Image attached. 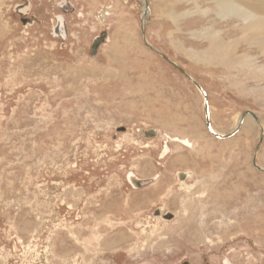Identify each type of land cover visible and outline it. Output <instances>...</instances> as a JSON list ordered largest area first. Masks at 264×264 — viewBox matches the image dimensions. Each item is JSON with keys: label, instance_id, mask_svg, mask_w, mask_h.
Masks as SVG:
<instances>
[{"label": "rangeland", "instance_id": "1", "mask_svg": "<svg viewBox=\"0 0 264 264\" xmlns=\"http://www.w3.org/2000/svg\"><path fill=\"white\" fill-rule=\"evenodd\" d=\"M3 1L0 264H264L260 127L210 133L197 87L143 44L141 0L64 11L63 50L60 0H32L43 25ZM148 13L151 44L206 90L216 132L245 110L264 126V30L249 24L264 0H150Z\"/></svg>", "mask_w": 264, "mask_h": 264}, {"label": "water", "instance_id": "2", "mask_svg": "<svg viewBox=\"0 0 264 264\" xmlns=\"http://www.w3.org/2000/svg\"><path fill=\"white\" fill-rule=\"evenodd\" d=\"M143 11H142V15H141V34L143 37V41L144 43L147 45V47H149L150 49H152L153 51H155L156 53H158L159 55H161L168 63H170L174 68H176L184 77H186L188 80H190L196 87L197 89L200 91V93L203 96L204 99V109H205V123H206V127L207 129L210 131V133L212 135H214L215 137L219 138V139H227L230 138L232 136L235 135V133L240 129L244 118L247 115H251L256 123L260 126V135H259V139L257 142V146L255 148V156L253 159V163L254 165L257 166L256 164V158H257V153L258 150L260 149L262 143H263V139H264V127L263 124L261 123V120L259 119V117L252 112L251 110H245L244 112H242L240 119L238 121V123L236 124V126L234 127L233 130H231L230 132H228L227 134H223V133H218L216 132L211 124V115H210V107H209V99H208V95L206 90L202 87V85L186 70L184 69L179 63H177L175 60H173L171 57H169L166 53L162 52L161 50H159L156 46L152 45L151 43L148 42L147 37H146V28L148 26L147 24V18H148V12L150 11L149 6L147 5V3L145 4V6H143ZM98 44L94 45V49H97ZM95 54V52H94ZM125 127H122V129L120 128V130H125ZM140 131L145 135V136H157L158 134V130L153 128V129H149L146 130L144 128H141ZM258 167V166H257ZM258 169H263V167H258ZM181 177L183 178L185 173H181L180 174ZM134 185H136L137 187H143L145 186V184L151 183L152 181H154L153 179H136V178H132ZM158 214H161V211H157ZM162 215V214H161ZM165 218L167 219H172L174 218V214L173 213H167L163 215Z\"/></svg>", "mask_w": 264, "mask_h": 264}, {"label": "flooded vegetation", "instance_id": "3", "mask_svg": "<svg viewBox=\"0 0 264 264\" xmlns=\"http://www.w3.org/2000/svg\"><path fill=\"white\" fill-rule=\"evenodd\" d=\"M146 1L148 2V6H149V9H150V0H146ZM0 3L2 5L5 4L4 1H0ZM30 4H34V2L32 0H25V2L23 3V6L18 9V13L17 14L20 17V22L22 23V25H33L35 23H39V24L43 25L44 24V20L43 19L41 20V18L39 17L40 15H38L37 13L31 11L32 8L30 7ZM144 4H145V0H141L142 11L144 9L143 6H145ZM59 7L61 8V11H62L61 14L62 15L61 14H57L55 16V24H54V26L52 28V31H53V35H55L56 39L59 42L60 49L63 50L64 45H66V47H68L67 39L69 38L68 26H67V28L65 27V22H64V19H63V16L65 17V15L63 14V12L64 11L65 12H71L73 7L69 6L68 1L62 3L61 0L59 1ZM148 16H149V13H148ZM147 24L149 26V18L147 19ZM148 26H147V28H148ZM147 28H146V31H147ZM146 37H147L148 42L151 43L149 38H148V36H147V34H146ZM141 39H142V36H141ZM92 40L93 41L91 43V48L89 50V53L94 55V52L98 53V51L101 48V46L103 45V43L106 42V40H107L106 33L102 32L100 35L95 36ZM96 44H98V46H97V49L95 50L94 49V45H96ZM167 150H168V148H166L165 152ZM146 236L147 237L151 236V233L150 232L146 233ZM183 264H189V263L185 262Z\"/></svg>", "mask_w": 264, "mask_h": 264}, {"label": "bare ground", "instance_id": "4", "mask_svg": "<svg viewBox=\"0 0 264 264\" xmlns=\"http://www.w3.org/2000/svg\"><path fill=\"white\" fill-rule=\"evenodd\" d=\"M146 3H147V5H148V2L145 0V4H146ZM145 4H144V5H145ZM242 13H245V12H242ZM148 18H149V16H148ZM148 18H147V19H148ZM249 24H250L251 27L256 25V26H258L259 28H261V29L264 30V20H259V21H257V22L254 23V24H252V23H249ZM141 36H142V35H141ZM142 41H143V37H142ZM143 43H144V41H143ZM144 44H145V43H144ZM145 46L147 47L146 44H145ZM148 48H149V47H148ZM149 49H150V48H149ZM158 49H159V48H158ZM150 50H152V49H150ZM159 50H160V49H159ZM161 51H162V50H161ZM162 52H163V51H162ZM205 52H206V51H205ZM206 53H207V52H206ZM209 107H210V106H209ZM252 112H253V111H252ZM248 116L252 117L251 115H247L246 117H248ZM246 117H245V118H246ZM245 118H244V121H245ZM252 118H253V117H252ZM239 119H240V117H239ZM253 119H254V118H253ZM238 121H239V120H238ZM244 121H243V123H244ZM254 121H255V119H254ZM255 122H256V121H255ZM237 123H238V122H237ZM243 123H242V124H243ZM261 123H262V122H261ZM262 124H263V123H262ZM235 126H236V125H235ZM241 126H242V125H241ZM259 127H260V126H259ZM263 127H264V126H263ZM240 128H241V127H240ZM233 129H234V128H233ZM239 130H240V129H239ZM239 130H238V131H239ZM238 131H237V132H238ZM237 132H236V133H237ZM236 133H235V134H236ZM226 134H227V133H226ZM256 146H257V144H256ZM256 146H255V148H256ZM260 148H261V147H260ZM259 151H260V149L258 150V153H259ZM258 153H257V157H258ZM254 154H255V149H254ZM254 156H255V155H253V159H254ZM256 160H257V158H256ZM256 164H257V163H256ZM253 165H254V163H253ZM254 166H256V165H254ZM257 166H258V165H257ZM257 166H256V167H257ZM258 167H260V166H258ZM258 167H257V169H258ZM259 170L264 172V167H263V169H259Z\"/></svg>", "mask_w": 264, "mask_h": 264}, {"label": "crops", "instance_id": "5", "mask_svg": "<svg viewBox=\"0 0 264 264\" xmlns=\"http://www.w3.org/2000/svg\"><path fill=\"white\" fill-rule=\"evenodd\" d=\"M1 1H3V0H1ZM62 1V3H64V2H66V1H68V3L69 4H71L72 5V7H73V9L75 10L76 8H77V6L80 4V3H83V6H86V8L87 7H89L88 5H89V1L90 0H61ZM4 6H5V4H4ZM255 155V154H254ZM250 184V181L248 180V185ZM250 190V189H249ZM97 200H98V198H97ZM127 206V205H126ZM103 207V206H102ZM126 208V207H125ZM118 210V209H117ZM118 212H120L119 210H118ZM121 218H124V217H121ZM127 218V217H126ZM124 234V233H123ZM125 235V234H124ZM123 235V236H124ZM117 238H119V236H117ZM110 238H106V241H105V243H103V245L104 244H106V245H109L110 244Z\"/></svg>", "mask_w": 264, "mask_h": 264}]
</instances>
